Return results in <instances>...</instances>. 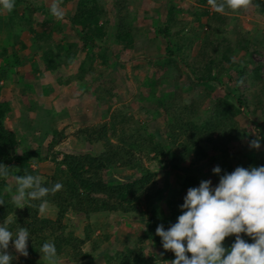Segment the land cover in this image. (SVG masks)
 Here are the masks:
<instances>
[{
	"label": "trees",
	"instance_id": "trees-1",
	"mask_svg": "<svg viewBox=\"0 0 264 264\" xmlns=\"http://www.w3.org/2000/svg\"><path fill=\"white\" fill-rule=\"evenodd\" d=\"M249 1L264 15V0ZM63 2L73 4V11L67 16L69 33L72 35L70 41L58 43L54 39L56 32L64 38L65 34L68 35V31L63 29V19L37 20L36 16L44 11L38 0H0V30L10 29L8 38H12L17 29L21 30L17 32L31 34L34 53L42 54L45 71L50 73L70 66L83 54L82 63L73 79L75 82L69 78L59 81V86L70 88L73 96L79 90L86 94L95 85L94 96L109 112L112 102L118 97L117 86L114 83L107 86L105 73L97 66L110 67L113 64L115 70L123 68L127 59L134 60V31L138 29L128 21V0H116L114 4L117 21L114 31H110V11L102 0ZM207 2H211L214 10L201 9L196 13V20L208 28V33L203 36L199 51L193 57L185 52L188 44L192 45L193 42L182 37L179 39L184 28L173 31L177 26L175 18L179 9L170 2L168 18L157 28V36L168 42L167 55L155 63L160 70L154 73L153 81V87L156 85L158 88L163 80L175 79L174 84H178L189 73L204 94L192 96L189 100L181 88L164 95L152 91L144 99L149 103L142 111L149 116L152 115L149 110L153 109L156 117H160L161 128L154 131L146 123L137 120L130 122L121 112L112 116L109 124H103L98 129L80 130L79 135L86 137L90 144H102L104 151L94 156L61 154L59 160L55 149L65 137L63 132L56 129L51 131L52 138L44 152L40 144H33L34 137L29 139L28 146L23 147L18 133L6 127L12 113L6 97L11 89L1 83H16L14 79L22 76L18 68L23 66L24 61L12 43L3 45L0 42V222L12 217L8 224L0 228V252L21 243L26 254L16 264H40L41 257L54 261L60 256L79 263L90 257L82 247L91 240V234L89 229L85 238L68 234L65 224L67 217L120 214L146 219L145 230L125 239L124 246L107 257L105 264H161L147 250L148 243L159 247L170 264H183L190 257L206 255L216 244L228 241L233 242L235 261L264 264V260H261L264 257L263 246L255 245L251 237L236 238L240 232L245 234L249 231L248 214L255 205L256 184L261 173H264V160L258 159L253 150L243 146L244 137L248 136V124L257 128L260 140L264 142V121L256 123L250 120L246 112L253 107L251 114L260 116L264 114V105L260 100L255 101L254 97V100H246L240 94L239 87L244 82L246 70L231 58L233 47L222 38L231 27L230 17L226 14L236 7L238 1H201L203 4ZM20 33L16 37L21 39L22 48L27 49L28 44ZM110 42L120 47L116 56L108 46ZM222 43H227V46L222 48ZM236 46L246 53L245 59L254 64L253 77L261 82V70L253 58L258 47L254 48L247 39L237 41ZM39 72L38 69L33 71L34 74ZM231 72H234L229 79L234 86L233 95H218L222 78ZM21 91L23 100L27 101L24 95L26 87ZM231 97L235 98V103ZM209 104L213 106L210 115ZM236 144L242 145V148L239 156L234 157L231 156V149L233 145L238 148ZM257 146L253 145L254 148ZM175 150L180 151L177 158ZM169 157V165L178 175L174 189L170 190V197L166 196L165 199L166 190L156 187L155 175L146 168L144 160ZM243 159L246 165L241 163ZM185 160H189V164L181 167ZM48 161L55 166L51 175L43 176L35 166ZM233 161L238 165L234 167ZM211 164L215 166L207 172ZM120 169L132 172L120 181L107 180ZM237 174L240 182L237 181ZM203 177L205 181H202ZM12 181L16 185L10 187ZM223 183L224 187L221 186ZM202 185L210 188L213 196L233 213H236V204L230 199V191L237 190L244 213L234 216L230 222L218 223L215 215L206 212L208 198L198 191ZM226 186L228 188L225 189ZM162 199H165L167 210L161 206ZM144 204L146 210L143 209ZM46 206L55 209V219L42 217ZM163 225L168 230L158 234ZM228 264H232V261Z\"/></svg>",
	"mask_w": 264,
	"mask_h": 264
},
{
	"label": "rangeland",
	"instance_id": "rangeland-1",
	"mask_svg": "<svg viewBox=\"0 0 264 264\" xmlns=\"http://www.w3.org/2000/svg\"><path fill=\"white\" fill-rule=\"evenodd\" d=\"M201 1L202 0H128V5L130 7V11L126 12L129 16L128 21L133 27L138 29L134 31V60L127 59L123 63V68L119 67L115 68V70L113 64L110 67H104L102 65L97 66L98 70L105 73L104 80H106V85L111 86L114 83L117 86L118 97L112 102V107L109 112L106 110L107 108H105V105L98 102L94 96L93 92L95 91V85H92L91 88L88 89L89 92L86 94L79 90L78 94H73V96H71L69 92L70 88L59 86V81H64L69 78L73 83L75 82L73 79H75L79 66L82 63L84 58L83 54L70 66L61 67L59 71L50 73L45 71L42 54L36 55V53H34L31 34L25 31V33H20L21 30L17 29L16 32L13 33L14 36L8 38L7 34L11 30L7 28L1 29L0 42L3 43V45L12 43V45L15 46L21 60L24 61L23 66L18 68V71L23 75L26 74L29 78L25 81L21 80L18 85L12 87H16L18 90L23 86L30 87L32 85L28 83L30 81L35 86L29 93L28 100L36 99L37 101L33 102L34 105H30L29 110L26 112H24L23 106L19 103L18 105L15 103L13 108L16 117L10 115L7 119L8 122L6 121V127L18 132L23 147L28 146L30 143L29 139L34 137L32 140L34 141L33 144H40L44 152L49 139L52 138L51 131L56 129L59 132H63L65 137L61 144L55 149V153L59 154L57 155L59 160L62 158L61 154L79 156L92 154L94 156L103 152L104 148L102 144H90L86 137L79 135V131L82 129H89L92 131L98 129L103 124H109L111 117L120 114V112L126 115L125 117H128L130 122L137 120L140 123H146L153 131L161 128V119L160 117H156L153 109L149 110V112H152V115L149 116L144 115L142 111L143 107H147L149 103L148 100L144 99L148 98L152 91H157L159 95H164L175 91L177 88H181L184 90L183 92H185L189 100L190 97L202 95L204 92L200 85L198 86L195 84L194 78L189 75V73L185 74L178 84H174L175 79H170L168 81L163 80V84L159 88L156 85L153 87L154 73L160 70L158 66H155V63L167 55L166 49L168 46L167 41L157 36V28L162 23H165L166 18H168L170 2L176 4L179 12L176 14L175 18L177 26L173 31L178 32L184 28L179 39L182 37L183 39H187V41L193 42L192 45L190 43L188 44L189 47L185 52L191 57L195 56L199 51L203 36L208 33V28L203 27L196 20V13L201 9H208L210 12L214 10L211 2L203 4ZM237 1L236 7L229 9L226 14V16L230 17L229 21L231 27L225 31L222 38L227 40L233 47L231 58L236 63L243 65L246 70L244 82L239 87L240 94L246 100H254V97L255 101L260 100L264 105V15L260 14L250 5L249 0ZM38 2L40 5H43L44 11L36 16L37 20L63 19V29L68 31V35L65 34L66 36L64 38V36L56 32L54 34V39L58 43L60 41H70L72 35L69 33L70 28L67 16L73 11V4H66L63 0H38ZM115 2L116 0H102V3H105L106 8L110 11L109 18L112 21L110 31H114L117 25L114 10ZM22 7L23 6H21V8ZM180 22H183V24L181 25ZM17 33H20L24 37V40L28 44L27 49L22 48L19 42L21 39L18 40V37H16L18 36ZM244 39L251 41L254 48L258 47L253 58L260 67L261 82L253 77L254 64L248 62L245 59L246 53L236 46L237 41H242ZM108 46L115 56L120 51L119 45L115 42H110ZM221 46L224 48L227 46V43H222ZM114 61H112V63H114ZM0 63H2L1 59ZM34 68L40 71L39 75L33 73L35 70ZM176 74L175 72L174 75ZM233 74L234 72L224 75L222 84H219L217 89L218 95L225 96L229 93L233 95L232 88H234V86L229 80L230 76ZM1 84L7 88L12 85L10 82H2ZM50 87L53 89H50ZM11 91L13 92L12 89ZM26 93H28V91H26ZM54 94L55 96L53 99L45 98L39 101L41 96L48 97ZM176 94L179 95V92H176ZM231 100L235 103V98L231 97ZM30 102L32 103V101ZM208 106L210 115L212 112L210 110H212L213 106L212 104ZM253 109L252 107L246 112V117L256 123H259L260 120L264 121V114H260V116L256 117L251 114L254 111ZM43 112L44 116L42 115ZM48 112H50V114H46ZM246 132L248 136L244 137L243 146L253 150L254 153L258 155V159L264 160V142L260 140L261 136L259 131L252 124H248L246 126ZM33 144L31 145L34 146ZM254 144L258 146L254 148ZM236 146H238V148H235L233 145L231 156H239L238 153L242 145L236 144ZM179 153L180 151L175 150L176 158L179 157ZM170 161L171 157L155 161L149 159L144 160L146 168L155 175L154 180L156 187L166 190L165 199L166 196L167 198L170 197V190L174 189L178 175L177 172L171 169L169 165ZM245 161L246 160L243 159L241 163L246 165L247 162ZM232 163H234V167L238 165L236 161ZM188 164L189 160H185L181 163V167H187ZM54 166L52 161H48L38 164V166L35 167L38 168L43 176H49L52 174ZM214 166L213 164L209 165L206 171L210 172ZM131 172L132 171L128 169H120L112 176L107 177V180L111 182L120 181ZM237 177L239 179L237 181L240 182L239 174H237ZM205 180L206 178L204 179L203 177L202 181ZM9 185L13 187L16 185V182L12 181ZM224 185L223 183L221 186L224 187ZM256 185L258 188L254 191L255 205L251 208L252 212L248 214L247 225H249V231L245 234L240 232V234L235 237L238 239L251 237L255 245L264 247V212L261 210V207L264 208V193H262V188L264 189V173H261L260 180ZM226 188L228 187L226 186L225 189ZM198 191L202 196L208 198L206 212L215 215L218 223L223 224L230 222L234 216L243 214L244 206L242 200H239L240 196H238L239 193L237 190L234 191L237 195H230L231 201L236 204V213H233L222 201H218V199L213 196L210 188L202 185L198 187ZM17 198L19 199V197H16V199ZM165 199H162L161 206L167 210ZM143 209L146 210L145 204L143 205ZM41 215L45 218L55 219L56 211L54 208L46 206ZM10 220H12V217L4 222H0V228L8 224ZM145 222L146 219H142L137 215L100 214L97 216L94 215L91 218L69 215L65 221L68 234L72 233L74 237L85 238L87 233L86 230L89 229L91 240L82 247V250L88 253L90 257L79 263H75L71 258L66 256L57 257L54 261L45 260V258L41 257L39 262L40 264H105L107 257L114 255L124 246L123 241L125 239L132 238L139 231L144 232ZM167 230L168 227L163 225L159 228L158 234H163ZM21 237H23V235H21ZM24 248L25 247H23L21 243L9 246L5 251L0 252V262L4 264H16L22 261V257L26 254ZM146 248L158 262L161 264H170L167 257H163L164 253L159 247L148 243ZM233 248V242L231 241L218 243L213 248V250L215 249L214 252L212 250L206 255L190 257L183 264H228L231 261L232 264H244L238 259V261H235L236 252ZM207 256H210L208 260ZM263 258L261 260H264Z\"/></svg>",
	"mask_w": 264,
	"mask_h": 264
},
{
	"label": "crops",
	"instance_id": "crops-1",
	"mask_svg": "<svg viewBox=\"0 0 264 264\" xmlns=\"http://www.w3.org/2000/svg\"><path fill=\"white\" fill-rule=\"evenodd\" d=\"M65 57V55H63V58ZM39 75V74H38ZM23 76V77H22ZM22 76L21 77H15V79H14V81H17L16 83H14V84H12V83H10V84H12L11 85V87H8V88H11L12 90H13V92L11 91L10 93H9V95L7 96V100H8V102L10 103V106H11V108H12V113H11V115H13L14 117H16V114L14 113V108H13V105H15V103L18 105V103L21 105V106H23V110H24V112H26L27 110H29V106L30 105H34V103L33 102H37L36 101V99H31L30 101H32V103L28 100V96H29V93L34 89V84L33 83H31L30 81L28 82V83H30V84H32L30 87H29V89L26 87V86H23V87H20V90H18V88H14V87H12V86H14V85H18L20 82H21V80H27V79H29L27 76H26V74H22ZM18 83V84H17ZM24 87H26V91H28V93H24V95H26V97H25V99H27V101L25 100H23L24 99V96H23V92L21 91L22 89H24ZM22 88V89H21ZM48 88V87H47ZM53 89V88H52ZM15 90V91H14ZM15 93H20V94H15ZM54 96H55V94L54 95H52V96H48V97H42L41 96V98H40V100L39 101H42V100H44L45 98H47V99H53L54 98ZM76 98V97H75ZM39 104V103H38ZM66 104H68V103H66ZM35 108V107H34ZM36 109H37V107H36ZM22 110V111H23ZM46 114H50V112H48V113H46ZM42 115L44 116V112L42 113ZM8 122V121H7ZM17 132V131H16ZM18 133V132H17ZM233 191V192H232ZM234 191H236V190H231L230 192H231V194L230 195H237V193H235ZM238 196H239V194H238ZM239 198V197H238ZM241 198H239V200H240ZM263 207H261V210H262V212H264V208L262 209ZM250 212H252V210H250ZM249 212V213H250ZM243 213H244V211H243Z\"/></svg>",
	"mask_w": 264,
	"mask_h": 264
}]
</instances>
